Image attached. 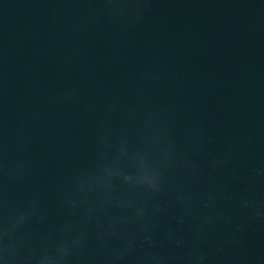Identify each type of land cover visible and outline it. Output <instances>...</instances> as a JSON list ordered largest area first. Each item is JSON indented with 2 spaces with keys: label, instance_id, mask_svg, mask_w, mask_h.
Here are the masks:
<instances>
[{
  "label": "water",
  "instance_id": "1",
  "mask_svg": "<svg viewBox=\"0 0 264 264\" xmlns=\"http://www.w3.org/2000/svg\"><path fill=\"white\" fill-rule=\"evenodd\" d=\"M0 264H264V0H0Z\"/></svg>",
  "mask_w": 264,
  "mask_h": 264
}]
</instances>
